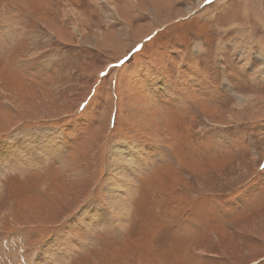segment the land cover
Masks as SVG:
<instances>
[{
	"label": "rangeland",
	"instance_id": "obj_1",
	"mask_svg": "<svg viewBox=\"0 0 264 264\" xmlns=\"http://www.w3.org/2000/svg\"><path fill=\"white\" fill-rule=\"evenodd\" d=\"M36 133L61 157L30 164ZM4 143L0 264H264V0H0Z\"/></svg>",
	"mask_w": 264,
	"mask_h": 264
},
{
	"label": "bare ground",
	"instance_id": "obj_2",
	"mask_svg": "<svg viewBox=\"0 0 264 264\" xmlns=\"http://www.w3.org/2000/svg\"><path fill=\"white\" fill-rule=\"evenodd\" d=\"M260 72H262V70H260ZM249 100H250L249 96H246V95H244V96L241 95V96L238 97V101L240 102V106H245V103L247 104V101L249 102ZM242 101H244V102H242ZM30 134H31V132H30ZM32 134H33V132H32ZM54 138H56V137L54 136ZM54 138L51 135L48 136V135H43L41 133H38L37 136L35 138H33L31 141H30L31 138H29V140L26 141V142H25V139H24L22 144H19L18 151H20V153L22 155H24V157L26 155L25 152H29L30 153V155H28V159H27V160L30 161L29 162L30 164H32V162L41 164V163H43L45 161L56 160V159L61 157V155H60L61 154V151H60L61 145L56 143V140ZM50 139H52V140H50ZM4 144L5 145L0 147L2 149V152H4L6 147L10 146L9 143H4ZM12 149H14L13 146H12ZM23 152H24V154H23ZM114 153L117 156H113V158L110 159V162L113 165L111 166L112 169H110V173H112V175L109 176V179L111 180V182H110L111 184L112 183H114V184L116 183L117 185L119 184L118 187H120V186H122V187H120L119 189L117 188V191H120V192L116 191L117 193H113L114 195L109 194L110 197L114 196L115 199L111 200V199L108 198V202L110 201L109 205L113 209V212L117 213V226L119 228H121V227L124 228L125 222L128 221L129 197L131 195V191H132V187H133V185H131V182H132V179H133L132 177H134V175L138 174V172H137L138 170L145 168V164H144V161H142L136 154H134V151H132V153H131V149H129V148L126 149V152L125 151L124 152H120V151L118 152L117 149H115ZM35 154H37V155L35 156ZM116 160H123V163L120 164ZM128 160H131V162H129ZM10 161H11V159H10ZM8 168L11 169V167L6 165L5 168H3V169L0 168V172L5 171ZM10 169H8V170H10ZM128 189H129V192H128ZM89 210H91V212H89L90 214L86 215V217L84 219V223L87 224V225H90L91 227L94 228L96 225H98L100 223V221H101L100 216L104 217V215H103L104 213L102 214L98 209H96V208H94L92 206L90 207ZM81 212H83V211H81ZM81 216H83V214ZM81 216H79V217H81ZM77 223L80 226L83 224L82 221H79ZM107 223H110V222L107 221ZM54 240H56V248L55 249H62L61 240L57 239V238L54 239ZM50 243H55V242H50ZM70 249L71 248H63L64 255L65 254L68 255L69 254L68 252L70 251ZM62 254H63V252H61V251L57 252L55 250L54 254H53L55 256L52 255L51 257L54 260L58 256L62 259V258H64V255H62Z\"/></svg>",
	"mask_w": 264,
	"mask_h": 264
},
{
	"label": "snow or ice",
	"instance_id": "obj_3",
	"mask_svg": "<svg viewBox=\"0 0 264 264\" xmlns=\"http://www.w3.org/2000/svg\"><path fill=\"white\" fill-rule=\"evenodd\" d=\"M206 2H208V0H206ZM81 107H84V106H81ZM79 115H80L79 113H77V114H69V115H66L64 119L66 121H68V122H72V121L78 119ZM261 167L264 168V165H262ZM261 182H264V175L255 178L256 186H258V184L261 183ZM253 186H254L253 182L250 181L248 186L246 188L242 189V194H244V195L248 194V192L253 190Z\"/></svg>",
	"mask_w": 264,
	"mask_h": 264
},
{
	"label": "crops",
	"instance_id": "obj_4",
	"mask_svg": "<svg viewBox=\"0 0 264 264\" xmlns=\"http://www.w3.org/2000/svg\"><path fill=\"white\" fill-rule=\"evenodd\" d=\"M175 1H178V0H175Z\"/></svg>",
	"mask_w": 264,
	"mask_h": 264
}]
</instances>
